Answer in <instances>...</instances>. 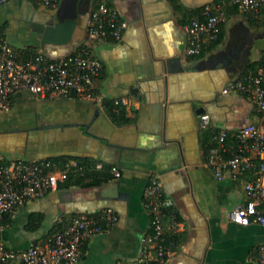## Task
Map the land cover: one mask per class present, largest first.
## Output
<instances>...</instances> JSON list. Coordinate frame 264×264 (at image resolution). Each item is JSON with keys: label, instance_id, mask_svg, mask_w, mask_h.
<instances>
[{"label": "crops", "instance_id": "obj_1", "mask_svg": "<svg viewBox=\"0 0 264 264\" xmlns=\"http://www.w3.org/2000/svg\"><path fill=\"white\" fill-rule=\"evenodd\" d=\"M214 1L60 0L55 9L34 0L0 3V35L15 50L63 55L77 48L86 40L89 12L99 3L115 8L127 23L119 40L90 43L102 65L96 83L100 101L23 92L13 97L9 110L0 112V153L6 158H49L59 167L77 161L100 176L93 184L59 182L54 190L16 208L1 231L8 246L24 249L59 219L111 207L117 221L86 239L75 264L133 260L148 231L143 188L157 175L178 223L167 236V264H261L258 246L264 245V226L228 218V211L244 197L243 185L228 177L216 179L204 165L205 132L198 128V110L202 107L210 115L212 127L228 130L257 119L251 101L238 93L221 94L220 89L264 53V23L242 14L227 18L220 44L202 57H188L183 25ZM55 16L77 21L71 39L42 46L43 28ZM243 31L250 34L249 42ZM257 40L263 42L252 57ZM231 48L235 55L226 58ZM244 50L246 58L237 59ZM171 59L182 69H169ZM116 98L127 100L113 108L122 110L125 120L109 112L107 104ZM97 163L102 170L95 169ZM110 166L120 170L119 177ZM32 216L36 226L28 229Z\"/></svg>", "mask_w": 264, "mask_h": 264}, {"label": "built area", "instance_id": "obj_2", "mask_svg": "<svg viewBox=\"0 0 264 264\" xmlns=\"http://www.w3.org/2000/svg\"><path fill=\"white\" fill-rule=\"evenodd\" d=\"M7 1L0 0V3ZM34 1L55 9L60 0ZM229 8L264 21V0L206 3L196 17L183 25L186 56L197 55L204 46L217 39ZM126 24L115 8L99 3L90 12L87 39L72 52L58 57L43 51L22 56L0 35V112L9 110L13 97L23 92L39 98L59 96L94 103L100 101L96 83L102 65L92 53L90 43L104 39L119 40ZM220 93H238L246 97L259 115L255 121L228 130L212 127L210 115L200 113L199 130H211L215 142L203 156V163L218 180L228 177L242 182L244 197L228 211V218L239 224L264 226V55L253 69L241 70L228 79ZM113 103L124 106L127 100L116 98ZM86 168L77 161L59 167L49 158H6L0 153V264H75L86 239L109 230L115 224L118 214L107 207L96 214L59 219L52 232L24 249L11 248L2 237L1 231L8 225L7 221L16 208L54 190L71 172H81ZM95 169L102 170L103 165L97 163ZM109 171L114 177L120 176L116 166H110ZM142 198L149 222L148 231L141 239V252L133 260H118L115 264L168 263L171 249L167 236L169 231L178 228V223L169 211L163 185L157 175L149 177ZM258 254L259 262L264 264L263 244L258 246Z\"/></svg>", "mask_w": 264, "mask_h": 264}, {"label": "trees", "instance_id": "obj_3", "mask_svg": "<svg viewBox=\"0 0 264 264\" xmlns=\"http://www.w3.org/2000/svg\"><path fill=\"white\" fill-rule=\"evenodd\" d=\"M236 14H242L244 15L247 19H251V21H256V22H259V23H264L263 20H260V19H256V18H253L251 15L247 14V13H240L238 12L236 9H233V8H229L227 10V18H230ZM197 14L195 16H190L189 17V20L187 22H189L192 18L196 17ZM186 22V23H187ZM223 34H224V24H222L221 26V29H220V32L218 34V37L216 40L210 42L207 46H204L200 53H198L197 55H193L192 58H199V57H202L206 52L208 51H212L213 49H215L218 44H220V42L222 41V38H223ZM17 53H19L20 55H27V54H34L35 53V50L34 49H30V48H27L25 50H17ZM264 53H262L261 55V58L255 60V61H251L249 62L242 70H248V69H253L257 64H259L262 60V57H263ZM254 106V105H253ZM107 107L109 109V112L111 113L112 117L114 119L117 120V117H119L120 119L119 120H125V116H124V112L122 110H119L118 112H113V108H118L119 106L118 105H115L113 102L112 103H108L107 104ZM255 108V106H254ZM255 110L257 111V109L255 108ZM259 115V112L257 111V116ZM204 136H203V140H202V143H203V153L204 155L206 154V152L208 151V149L210 147H212L215 142L214 140L212 139V131L211 130H206L204 131ZM100 176L98 175L97 172L93 171V170H90V169H85L84 171H75V172H71L68 176V178L64 181L66 184H81V185H84V184H93L95 182H98L99 181V178ZM106 177H109L108 175L105 176ZM34 217H30V220H29V224L27 225V228L28 229H34L35 226H36V223H32V219ZM35 219V218H34ZM33 219V220H34ZM53 229H51L48 233L52 232ZM47 233V234H48Z\"/></svg>", "mask_w": 264, "mask_h": 264}, {"label": "water", "instance_id": "obj_4", "mask_svg": "<svg viewBox=\"0 0 264 264\" xmlns=\"http://www.w3.org/2000/svg\"><path fill=\"white\" fill-rule=\"evenodd\" d=\"M89 16H90V12H89L87 21H86L85 26H84L85 32H86L85 33V39H87V26H88ZM76 25H77V21L71 17L67 16L64 18H60V17L56 18V16H55L54 21H52L51 23H48L44 26L43 31H42V35H41V39H40V44L42 46H44L47 43L55 44V45H61V44L68 43L71 39L72 33H73ZM75 49H73V50H75ZM73 50L68 51L67 53H70ZM43 52L47 53L46 51H43ZM47 54L50 56H53V57L61 56L59 54L58 55L57 54H50V53H47ZM174 62H177V59L168 60L167 61L168 68L171 69L173 67L172 68L173 70H181L182 67L178 66V65L175 66L176 64ZM198 111H199V113H202V112H204V108L201 107V108H199Z\"/></svg>", "mask_w": 264, "mask_h": 264}, {"label": "flooded vegetation", "instance_id": "obj_5", "mask_svg": "<svg viewBox=\"0 0 264 264\" xmlns=\"http://www.w3.org/2000/svg\"><path fill=\"white\" fill-rule=\"evenodd\" d=\"M244 33H246L245 35V42H249V37H250V34H248L246 31H243ZM230 52V54L228 53V54H226V58H228V57H234V55H235V50L233 49V48H231L230 50H229ZM245 59L246 58V51L244 50L243 51V53H241L240 55H239V57L237 58V59ZM209 62H214V59H212L211 61H209ZM208 62V63H209ZM17 158H19V157H17Z\"/></svg>", "mask_w": 264, "mask_h": 264}, {"label": "rangeland", "instance_id": "obj_6", "mask_svg": "<svg viewBox=\"0 0 264 264\" xmlns=\"http://www.w3.org/2000/svg\"><path fill=\"white\" fill-rule=\"evenodd\" d=\"M262 31H264V29L262 30ZM263 41H261V40H257L256 41V45H255V48H254V50H253V52H252V57H254L256 54H257V52H258V47H259V45L262 43Z\"/></svg>", "mask_w": 264, "mask_h": 264}]
</instances>
